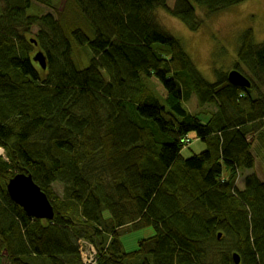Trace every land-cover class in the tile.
<instances>
[{
  "label": "trees",
  "instance_id": "obj_1",
  "mask_svg": "<svg viewBox=\"0 0 264 264\" xmlns=\"http://www.w3.org/2000/svg\"><path fill=\"white\" fill-rule=\"evenodd\" d=\"M75 1L94 30L84 68L53 0H4L0 10V253L9 263L83 264L76 241L86 238L95 264H236L235 253L240 264H264L254 153L264 149V41L251 28L240 36L234 69L250 87L220 70L211 82L157 14L171 12L195 32L247 0H178L174 9L168 0ZM71 35L85 38L81 28ZM193 95L213 110H189ZM20 172L49 197L52 221L10 197L8 180ZM137 226L155 231L127 251L123 236ZM213 242L227 246L212 252Z\"/></svg>",
  "mask_w": 264,
  "mask_h": 264
},
{
  "label": "rangeland",
  "instance_id": "obj_2",
  "mask_svg": "<svg viewBox=\"0 0 264 264\" xmlns=\"http://www.w3.org/2000/svg\"><path fill=\"white\" fill-rule=\"evenodd\" d=\"M167 3L171 9H174L176 8L178 0H168ZM53 4L58 11L57 14L61 20L63 29L72 44V55L76 66L80 68L87 67L90 62L88 44L94 37V30L91 29L88 23L83 19L80 7L75 0H53ZM4 5V0H0V10H2ZM39 8H42V10H39ZM37 9L40 12L49 10L42 5H39ZM157 14L161 25L182 41L189 54H192L191 57H194L193 60L195 59V63L198 65L197 68L202 75L211 82H214L216 79L214 70L227 71V73H229L230 70L234 69V62L238 61L237 53L239 45L242 42L240 36L243 31L251 28L254 32L255 42L262 43L264 41V0H247L243 3L234 5L230 9L223 11L210 19H205L200 29L195 32L190 31L188 27L180 19L175 18L171 12L160 10ZM77 28H81L85 34L84 40L80 42H77L71 35L73 30ZM34 30H36V28H34ZM27 35L31 38H35L34 34L30 35L27 33ZM36 49L38 48L35 47L34 51ZM157 89L164 96L167 94L162 84H158ZM187 107L194 113H197L202 109L213 110V107L210 105L201 107L195 95H193V97L187 102ZM253 140L254 138H252V141ZM250 141L251 140H249V142ZM190 143L191 139L186 140L184 145L187 147ZM259 144V141L255 140L254 148L257 149ZM201 146L202 141L194 142L187 152L189 154L192 152H199L201 151ZM254 153L258 160V169L263 172L264 178V149L262 152L260 150H258V152L255 150ZM242 172L243 178H240L238 183L242 185L241 187H243L244 175L248 171ZM54 187L60 189L61 184H55ZM49 220L52 221L53 219ZM77 228L80 229L81 226H77ZM154 231L155 230L152 226L134 227L131 233L123 236L126 250L132 251L136 249L138 247V240L150 236ZM81 233L83 234L82 231ZM229 241L231 243L229 246H231L234 242L233 238H227L226 243L228 244ZM78 242L79 239L76 241L77 245ZM226 243L222 244V246H218L213 242L208 246L210 247V250L214 252L215 248H219L218 250L224 249V247L227 246ZM96 251V246H90L87 244L82 252L83 260L86 261L88 259V262H93ZM5 257H7L6 251L0 253V264H48L43 258L40 259L42 263H39L40 261H28L23 257L16 259L14 263H9ZM95 262L96 260L94 261V264Z\"/></svg>",
  "mask_w": 264,
  "mask_h": 264
},
{
  "label": "water",
  "instance_id": "obj_3",
  "mask_svg": "<svg viewBox=\"0 0 264 264\" xmlns=\"http://www.w3.org/2000/svg\"><path fill=\"white\" fill-rule=\"evenodd\" d=\"M36 43V41H34ZM34 59L38 61L43 68H46V57L42 51L37 52ZM232 83L250 87L251 81L242 72L237 69L231 70L228 74ZM7 191L10 197L19 204L24 211L40 219H53L54 209L47 194L35 182L31 174L20 172L8 180ZM222 233L219 234L221 238ZM235 263L240 264V256L234 254Z\"/></svg>",
  "mask_w": 264,
  "mask_h": 264
},
{
  "label": "bare ground",
  "instance_id": "obj_4",
  "mask_svg": "<svg viewBox=\"0 0 264 264\" xmlns=\"http://www.w3.org/2000/svg\"><path fill=\"white\" fill-rule=\"evenodd\" d=\"M246 134V132H245ZM246 138L248 140H252V135L250 133L246 134ZM237 164V163H236ZM239 165V164H238ZM237 165V166H238ZM220 234V233H219ZM88 244V241L86 238H79V242H78V249L79 251L82 253L83 250L85 249L86 245ZM83 264H94V262H88V261H84L82 262Z\"/></svg>",
  "mask_w": 264,
  "mask_h": 264
},
{
  "label": "built area",
  "instance_id": "obj_5",
  "mask_svg": "<svg viewBox=\"0 0 264 264\" xmlns=\"http://www.w3.org/2000/svg\"><path fill=\"white\" fill-rule=\"evenodd\" d=\"M1 152H2V151H1ZM87 260H88V259H87ZM87 260H86V261H87ZM94 261H95V259L93 258V262H94Z\"/></svg>",
  "mask_w": 264,
  "mask_h": 264
}]
</instances>
